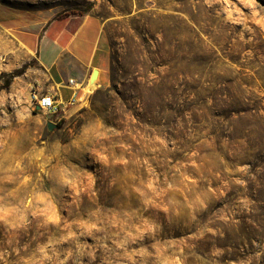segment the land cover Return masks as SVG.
I'll return each instance as SVG.
<instances>
[{"label":"rangeland","instance_id":"374dc122","mask_svg":"<svg viewBox=\"0 0 264 264\" xmlns=\"http://www.w3.org/2000/svg\"><path fill=\"white\" fill-rule=\"evenodd\" d=\"M0 2L103 24L102 79L59 122L32 102L52 92L38 54L0 24V264H262L244 239L203 249L250 236L256 153L234 140L264 144L262 0Z\"/></svg>","mask_w":264,"mask_h":264},{"label":"crops","instance_id":"0c3cea01","mask_svg":"<svg viewBox=\"0 0 264 264\" xmlns=\"http://www.w3.org/2000/svg\"><path fill=\"white\" fill-rule=\"evenodd\" d=\"M0 24L29 51L38 54V62L51 81L50 90L58 93L65 104L77 92L74 109L82 107L79 99L95 68L101 71L99 81L102 79V57L97 59V54L103 24L89 14L56 18L9 8L1 2ZM70 79L79 85L77 91L69 84Z\"/></svg>","mask_w":264,"mask_h":264},{"label":"trees","instance_id":"16d2710c","mask_svg":"<svg viewBox=\"0 0 264 264\" xmlns=\"http://www.w3.org/2000/svg\"><path fill=\"white\" fill-rule=\"evenodd\" d=\"M264 3V1L262 0ZM90 8L85 9L82 11V14H86L89 11ZM74 12H65V13H59L56 18H64L70 16ZM186 98L190 100H195L196 92H191L189 88H187L185 92ZM243 142L241 143L239 140H234L236 145L239 147L245 148L244 154L251 155L249 153H256V160H252L251 162H248L250 166V175L245 178V181L250 183L248 186L249 189V199L253 203V206L251 207L252 213L246 217V221L241 219L240 217H235V223L234 226H239L237 221H243V225H246L249 228L250 236H220L219 233L216 231V234L213 236H210L208 233H205V236L207 240L204 242L203 249L207 252L210 251L212 248H208L205 244H207L208 240H229L228 245L225 246H218L220 250L225 251L223 249H234V250H240V247L244 249V246L239 242L241 239L251 241L257 244L259 252H260V260L262 264H264V144L259 143L252 148L247 149L244 147V143L246 141L244 138H241ZM252 156V155H251ZM248 221V222H247ZM204 229H214L210 225L206 224ZM237 244V245H236ZM248 245H250V242H247ZM208 245V244H207ZM218 245V244H217ZM238 245H241L238 248ZM206 252V254H207ZM234 261V260H231ZM252 264H255L252 262Z\"/></svg>","mask_w":264,"mask_h":264},{"label":"built area","instance_id":"2783aa9c","mask_svg":"<svg viewBox=\"0 0 264 264\" xmlns=\"http://www.w3.org/2000/svg\"><path fill=\"white\" fill-rule=\"evenodd\" d=\"M69 84L74 86V90H78L79 87H77L74 79H70ZM76 101L77 92L73 93L71 99L66 104L60 100L58 93L53 91L47 93L35 92L32 95V102L43 112L50 115L51 119L56 122H59L65 117L62 113L64 111V107L67 108L68 106L74 105Z\"/></svg>","mask_w":264,"mask_h":264},{"label":"bare ground","instance_id":"6f19581e","mask_svg":"<svg viewBox=\"0 0 264 264\" xmlns=\"http://www.w3.org/2000/svg\"><path fill=\"white\" fill-rule=\"evenodd\" d=\"M94 70H95L94 73L92 72L93 75L92 74L90 75V79H89L90 81L87 87L84 88V96H82V98L79 99L80 102L84 101V97L92 93L98 87L101 71L98 68H95ZM77 87H79V85H77Z\"/></svg>","mask_w":264,"mask_h":264},{"label":"water","instance_id":"95a60500","mask_svg":"<svg viewBox=\"0 0 264 264\" xmlns=\"http://www.w3.org/2000/svg\"><path fill=\"white\" fill-rule=\"evenodd\" d=\"M95 70H93V73H94ZM93 75V74H92ZM39 108V107H38ZM47 126H48V129L49 130H54L55 128L58 127V125L52 121H48L47 122Z\"/></svg>","mask_w":264,"mask_h":264}]
</instances>
